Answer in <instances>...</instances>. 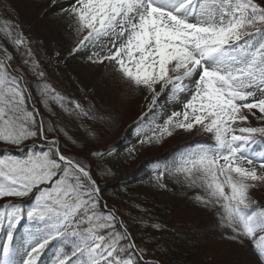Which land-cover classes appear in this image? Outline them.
Wrapping results in <instances>:
<instances>
[{
	"label": "snow or ice",
	"instance_id": "snow-or-ice-1",
	"mask_svg": "<svg viewBox=\"0 0 264 264\" xmlns=\"http://www.w3.org/2000/svg\"><path fill=\"white\" fill-rule=\"evenodd\" d=\"M59 15L71 36L68 56L103 65L125 95H143L141 123L151 116V134L137 127L141 146L181 130L207 135L156 163L152 179L165 187L162 179L175 175L201 189L197 201L218 209L230 238L247 239L256 264H264V204L250 195L264 185V0H68ZM30 43L14 19L0 15V264H42L48 252L50 264H161L145 259L148 241L137 243L103 200L99 180L111 169L94 174L87 157L102 159L104 152L69 155L83 141L55 119L51 105L100 124L115 113L58 92ZM33 85L52 119L31 103ZM173 102L181 109L156 123L160 108ZM81 127L84 139L98 135ZM105 152L116 154V146Z\"/></svg>",
	"mask_w": 264,
	"mask_h": 264
},
{
	"label": "rangeland",
	"instance_id": "rangeland-1",
	"mask_svg": "<svg viewBox=\"0 0 264 264\" xmlns=\"http://www.w3.org/2000/svg\"><path fill=\"white\" fill-rule=\"evenodd\" d=\"M58 5L67 7L68 0H56V6H53V0H0V15L9 16L16 21L24 36L31 42L29 46L35 58L40 62L48 82L58 92L66 98L80 103L85 108L91 106L101 113H115L111 123L100 124L84 118L78 119L64 113L58 105H51L57 114L55 119L61 125L66 126L70 130V134L81 138L83 141L80 147L73 148L70 146L68 149L69 155L74 154L83 158L91 148L96 149H91L93 151L104 152L102 159L95 156L87 157L88 163L93 165L94 174L105 166L111 169L110 174L99 180L100 187L103 189L102 198L109 207L115 206L117 208V215L123 219L128 230L134 234L137 243H141L142 240H139V237L136 236L138 230H135V225L138 226L137 223L143 221V216L146 215L145 208L149 206L150 209H153L163 206V210L168 211L171 200L175 198L172 197L171 191L163 192L162 189L157 190L155 187H149L150 184H146L145 187L148 188L145 189L144 186H140V183L134 180L138 178L146 165L150 164V161L158 156H164L169 147H174V150L179 151L183 146L176 144L178 142L186 144V142L195 139L197 131L195 129L192 132L177 131L172 136L165 137L169 140L172 139L168 143H165V140L164 142H153L143 146L138 143V137H134L129 142L130 148H127L126 145L124 149H116V154L108 155L105 152L106 149L113 145L118 147L121 142L120 139L123 138L124 140L125 133L121 135L123 128L126 126L129 130V128H132V123L140 120L146 113L147 102L140 93L125 95L123 86L120 83L116 82L113 77L104 75L103 65L91 64L82 55L68 56V50L71 47V36L66 26V18L59 15L60 8H58ZM4 43L9 51H13L10 44H7L6 41ZM56 52L61 54L59 58L55 56ZM29 90L34 97L31 103H35L45 117L52 119L53 117L49 116L45 107L36 97L35 86L33 85ZM160 104L163 105L164 101L161 100ZM180 109L179 104L169 103L166 107L160 108L159 113L161 116L157 120L166 119L172 111H179ZM127 121L130 122L129 125H126ZM81 124L97 129L98 135L96 138L84 139L86 135L85 137L84 134L79 135L80 133H86ZM250 124L251 126H260L252 118H250ZM133 148H135L134 151H128V149ZM170 152L164 158L172 153ZM179 154V152L175 153L176 156ZM164 161H168V159ZM97 164H99V168ZM122 181L126 182L127 186H121L119 182ZM129 182L132 185H129ZM122 187L124 190L118 191ZM250 195L254 200L264 204V185L250 190ZM178 198L183 199L181 196H178ZM179 201L183 203L182 200ZM182 203L179 204L182 205ZM206 228L208 227L201 229V233H204V235L210 233L209 236L212 234L215 236L217 233L218 227ZM22 234L23 228L18 233L17 238L19 239ZM193 241L194 239L191 240V242ZM239 243L241 242L239 241ZM243 243L247 246L246 242L243 241ZM146 244L144 243L142 246L146 247ZM224 244L225 241L220 237L214 246L222 247ZM149 248L151 251L148 250L145 259L158 260L159 249L155 250L154 245ZM234 255L238 258L240 264H256V259L253 256L249 258L247 254L241 253L240 250L235 251Z\"/></svg>",
	"mask_w": 264,
	"mask_h": 264
},
{
	"label": "trees",
	"instance_id": "trees-1",
	"mask_svg": "<svg viewBox=\"0 0 264 264\" xmlns=\"http://www.w3.org/2000/svg\"><path fill=\"white\" fill-rule=\"evenodd\" d=\"M58 8H60L59 5ZM27 78L29 80H34L33 76H27ZM160 116L161 114L159 113L155 121L156 123H160L157 120ZM149 120H151V116H149L148 120H144L143 123H141V120H138L137 122L132 123V128H129V130L125 126L121 135L125 133L124 140L126 139V144L122 138L120 139V145L118 147L116 146V149H124V146L126 145L127 148H130V140L134 137H137V127H139L145 135H150ZM129 123L130 122L127 121L126 125H129ZM162 123L163 122L160 124ZM81 134H84V137L87 135V133H80L79 135ZM143 138L144 137L141 136L139 139ZM207 139L208 137L205 133L196 132L195 139L186 142V144H183V142H178L176 145L184 146L188 144H194L196 142L206 141ZM168 140V138L164 137L159 142L165 141V143H168L172 141V139L169 141ZM106 148L107 146L105 149ZM173 148L174 147H169L168 152L177 151ZM168 152L166 154H168ZM164 156H158L157 158H154L152 161H150V164L146 165L145 169L140 172L138 178L134 181L140 183V186L145 187L146 184H150L149 187H155L157 190L162 189L163 192L171 191V195L175 199L171 200V206L169 207L168 211L163 210V206L161 205V207H156L153 209H150L149 206L148 208H145L146 215L143 216L142 222L147 224H160L162 227L157 230L151 227H145L144 223H137L139 227L135 225V230H138V234L136 236L139 237V240H147L146 238H149L147 240L148 242L146 247L149 251H151L149 248L151 245L156 247L155 250L159 249L158 260L161 262V264H240V261L234 255V252L239 250L241 253L247 254L249 258L253 256L256 259L251 245L247 239L244 240V242L247 244L246 246L243 242L239 243V240L230 238L232 236L231 231L227 228L221 227V222L217 215L218 209L205 207L197 201L196 196L203 194L201 189L188 187L186 182L183 181L182 177L175 175L165 176L162 179L161 183H163L165 187L157 186L156 182L152 179V177L157 174L156 171H154V168L156 163H162L169 157V155L166 158H164ZM119 184L121 186H127L126 182L124 181L119 182ZM129 185H132L131 182H129ZM147 188L148 187H145V189ZM121 190H124L123 187L118 191ZM177 195L181 196L183 199L178 198ZM179 200H182L183 203ZM29 201H26L25 205ZM178 202L182 203V205ZM205 227H208L206 229L218 227L215 236L213 234L209 236L210 233L207 235L201 233V229ZM199 231L200 233H198ZM153 237L155 238L154 243L150 240V238ZM220 237L225 241L224 246H222L223 248L214 246V244L219 241ZM192 239H194L193 242H191Z\"/></svg>",
	"mask_w": 264,
	"mask_h": 264
}]
</instances>
